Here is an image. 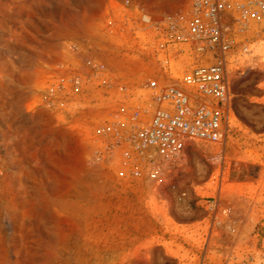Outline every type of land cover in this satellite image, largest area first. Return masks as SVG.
Returning <instances> with one entry per match:
<instances>
[{
	"label": "rangeland",
	"instance_id": "rangeland-1",
	"mask_svg": "<svg viewBox=\"0 0 264 264\" xmlns=\"http://www.w3.org/2000/svg\"><path fill=\"white\" fill-rule=\"evenodd\" d=\"M121 1L0 0V264H264V39L231 66L222 144L121 167L98 134L117 91L90 63L133 94L159 71Z\"/></svg>",
	"mask_w": 264,
	"mask_h": 264
},
{
	"label": "built area",
	"instance_id": "built-area-1",
	"mask_svg": "<svg viewBox=\"0 0 264 264\" xmlns=\"http://www.w3.org/2000/svg\"><path fill=\"white\" fill-rule=\"evenodd\" d=\"M163 1L173 8L154 20L130 0L121 1L124 10L138 13L133 31H152L159 64L154 78L138 82V93L130 92L127 79H113L102 64L90 63V79L117 91V105L98 134L121 167L171 161L189 141L222 144L231 66L237 55L251 54L253 37L264 39V0ZM180 56L194 64L178 68Z\"/></svg>",
	"mask_w": 264,
	"mask_h": 264
}]
</instances>
